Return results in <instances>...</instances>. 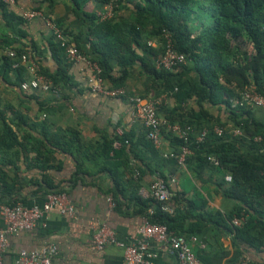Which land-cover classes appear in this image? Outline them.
<instances>
[{
    "label": "crops",
    "instance_id": "crops-1",
    "mask_svg": "<svg viewBox=\"0 0 264 264\" xmlns=\"http://www.w3.org/2000/svg\"><path fill=\"white\" fill-rule=\"evenodd\" d=\"M41 1L15 0L7 8H0V56L5 55L8 49L35 47L37 56L34 61L43 76L42 71L46 75H55L63 70L56 74L59 79L57 92L22 90L15 72H9L6 78L0 74V133L8 130V135H11L10 139L9 136L5 138L4 145L0 142V196L3 202L18 199L19 203L31 207L43 203L47 195L45 192L64 190L75 214L70 217L53 210L32 230L9 235L3 264H14L21 250L40 249L49 244L56 246L58 251L52 264H122V248L108 245L98 251L93 245V234L98 225H104L123 244L133 241L142 218L136 212L137 207L129 202L133 186L128 184V180H135L140 191L148 192L156 176L150 171L154 167L170 176L169 184L173 190L184 193L189 199L204 201L206 213H230L235 202L223 195L220 186L226 175L210 167L202 169L199 175L193 162L176 168L162 162L159 155H152L143 144L145 128L131 120V106L127 100L92 93L87 68L80 62L67 59L65 47L47 25L46 18L56 20L61 32L70 34V40L63 35L65 42L75 47L73 38L78 39L82 52L93 57L97 38L92 30L107 12V5L99 0L79 4L73 0H54L51 8L42 4L43 16L24 22L15 18L14 14L20 16L21 11L35 10ZM137 4L143 5L144 0H120L110 16L115 21L128 22L131 28L128 27L125 33L131 34L135 40L131 44L134 58L130 60L123 88L128 95L160 99L159 116L163 118L166 110L174 105V90L155 86L152 76L144 70L143 63L150 66L156 61L153 52L158 48L159 41L146 35L153 30L149 19L144 20L143 28H132L130 21ZM50 44L59 47V52H53ZM109 62L117 75L116 60ZM189 74L192 78L196 75L192 70ZM182 87L189 88V85L185 82ZM202 106L213 120H226L228 114L223 104L204 102ZM182 108L181 112L185 113L199 110L195 98L187 100ZM251 117L264 127L263 108L252 106ZM68 130L78 132L90 156L80 172L77 171L80 160L57 146ZM235 130L228 129L229 136L237 140L244 154L253 153L249 136L242 130L234 134ZM123 136L131 139L133 153H130L128 145L121 143ZM40 142L43 143L41 151L45 154L50 152V159L44 164L34 150ZM110 142L116 150H126L114 160L119 163L117 179L112 178L103 167L105 160L98 155L103 144ZM172 149L168 139L162 135L158 153L164 156ZM227 184L224 180V187ZM5 186L9 187L10 194H5ZM111 189H118L124 194L120 211H116L108 200L111 199ZM165 211L172 214L173 208L167 206ZM191 222L195 223L194 220ZM3 227L0 216V228ZM205 238L206 243L199 240L189 242L194 254L210 258L218 264H242L243 260L264 264V239L262 244L234 243L233 235L222 228H215ZM147 243L153 264H178L165 244L153 240H147Z\"/></svg>",
    "mask_w": 264,
    "mask_h": 264
},
{
    "label": "trees",
    "instance_id": "trees-1",
    "mask_svg": "<svg viewBox=\"0 0 264 264\" xmlns=\"http://www.w3.org/2000/svg\"><path fill=\"white\" fill-rule=\"evenodd\" d=\"M73 1L79 4L87 0ZM119 1L99 0L101 4L112 5L114 11ZM43 3L46 8H51L54 0H42L41 5L35 10H43ZM9 5L0 1L2 9ZM14 16L24 22L19 15L14 14ZM195 17L200 19L199 23L192 19ZM91 18L93 20L94 17L91 16ZM147 19L151 22L153 30L146 35L155 37L159 41L156 51H151L155 60L164 53L166 36H168L174 51L185 56V63L172 71L156 68V61L150 66L143 63L144 70L152 76L155 86L174 90L172 94L174 105L166 110L163 118L161 117L163 124L160 128L161 136H165L173 148L166 154L171 153L173 156L160 155L157 148L147 139L146 130L142 136L143 144L152 155H159L162 162H168L176 168L180 167L177 157L181 147H188L192 154L186 156L184 165L190 162L195 163L197 174L200 175L205 167H210L231 176L232 181L227 186L224 187L225 179L220 186L223 188V195L233 200L235 204L228 214L222 215L220 212L208 214L204 210L206 206L204 201L189 199L184 193L173 190L169 184L170 176L165 175L158 167L150 168V171L167 184L170 193L168 200L161 202L152 197L143 198L140 196V186L135 180L129 179L128 184L133 186L129 202L137 207L136 212L141 215V218L163 225L168 231L186 240L195 237L199 242L206 243L205 237L209 232L215 228H222L233 235L234 243L262 244L264 239V127L252 119V106L241 104L233 106L232 100L239 99L240 94L246 89H253L264 96V0H144L143 5L135 6V12L130 21L132 28L135 30L139 26L143 28L144 20ZM55 23L58 25L56 20ZM128 27L131 28L128 22L115 21L114 17L97 21L92 30L97 38L96 54L93 57L82 52L78 39L73 38L72 41L80 53L101 68V76L112 88L124 86L130 60L134 58L131 44L135 40L131 34L125 33L126 29L129 30ZM62 34L70 40L68 32L62 31ZM241 38L247 40L249 45L247 50L241 47ZM50 45L53 52H59V47ZM9 50H14L17 54L31 52L33 59L36 60L35 47ZM111 59L116 60L117 75L114 74L115 69L110 65ZM12 62L6 53L1 55L0 74L6 78L9 72H15L16 81L21 84L27 79L26 71L24 67L13 70ZM191 70L196 74L194 78L189 74ZM42 73L53 86L58 87V75H46L43 71ZM185 82L188 83L189 88L182 87ZM190 98L196 99L199 110L181 112L183 104ZM204 102L223 104L228 114L226 120H213L203 109ZM174 126L178 128L177 133L173 130ZM215 126L224 130L223 136L218 137L213 133L212 129ZM228 129H239L249 136L254 152L244 154L237 140L229 136ZM203 131H206V135L201 142L197 143L196 138ZM8 134V130L0 133L2 145L7 136L10 139L11 135ZM256 137H260V141H256ZM120 140L123 145L129 146L130 153L134 152L131 139L123 136ZM39 144L34 150L44 164L49 161L50 152L47 151L45 154L41 151L43 143ZM57 146L61 151L70 153L78 161L80 160L77 171H82V165L90 156L78 132L65 131ZM125 151V148L116 150L110 142L104 143L98 154L103 156L106 163H103V167L114 179L118 178L119 167L118 161L114 162V160L121 157ZM111 153L112 156H110ZM209 156L215 157L218 161L217 169L210 166L207 160ZM4 192L10 194L8 186H5ZM53 192L66 193L64 190H50L45 194ZM109 193L114 204L113 208L120 211L123 207L124 194L118 189H111ZM16 203H19L18 199L3 202L0 196V204L12 206ZM167 206L173 208L172 214L165 211ZM235 218L241 220L239 226L233 224L232 221ZM195 256L205 264H218L200 254L196 253Z\"/></svg>",
    "mask_w": 264,
    "mask_h": 264
},
{
    "label": "built area",
    "instance_id": "built-area-1",
    "mask_svg": "<svg viewBox=\"0 0 264 264\" xmlns=\"http://www.w3.org/2000/svg\"><path fill=\"white\" fill-rule=\"evenodd\" d=\"M6 4H14L15 0H0ZM108 9L101 19H108L111 16L112 5H107ZM43 16L39 10H24L20 12V17L24 21H30L36 17ZM47 25L54 37H56L66 49L67 59L70 61L80 62L87 68L90 79L89 89L94 94L110 98H125L131 106V120L143 125L146 130V137L151 141L155 148L161 147V132L160 128L163 124L159 117L160 99H148L140 95H128L123 87H107L106 81L101 76V68L87 56L80 53L75 47L68 45L65 42L61 30L56 25L54 19L46 18ZM166 47L164 53L156 60L155 66L159 69L172 71L176 67L185 63V56L174 51L171 39L166 36ZM6 55L13 61L12 69L16 70L24 67L28 79L21 83L22 90L42 91V92H57V88L52 82L43 76L38 65L35 63L31 52H22L17 54L14 50H9ZM233 106L236 104L254 106L264 109V96L258 94L253 89H246L240 94L239 99L232 100ZM173 129L178 130L177 127ZM213 133L221 137L224 135V130L215 126L212 129ZM240 130L236 129L234 134H239ZM206 135L203 131L197 138L199 143ZM256 141H260V137H256ZM192 152L186 146L181 147V151L177 157V162L180 166L184 165L186 156ZM165 157H172L173 154H165ZM207 160L213 168H218V161L213 156L207 157ZM225 181L230 183L232 178L230 175L224 177ZM173 181V180H171ZM140 195L144 198L152 197L158 201H167L170 193L167 184L157 176L150 185L148 192L140 191ZM112 206V200L108 199ZM56 210L62 215L73 217L75 214L74 207L70 203L68 196L64 192H53L45 196L43 203L40 206L27 207L21 203L9 206L0 204V216L3 220L4 227L0 228V264H3V255L8 248V236L16 235L21 232L30 231L37 226L45 218L48 212ZM233 224L239 226L240 219H234ZM147 240H153L157 243L165 244L169 251L173 254L178 264H205L201 262L190 248L189 242H195L197 239L191 237L186 240L182 236H178L168 231L163 225L154 224L146 218H142L141 224L136 231V236L133 241L125 245L116 239L112 230L104 225H98L93 234V245L98 251H102L108 245H116L123 250L122 264H153L151 261L152 255L148 253ZM56 246L49 244L40 249L21 250L18 253L14 264H52L53 258L57 255ZM242 264H252L249 260H243Z\"/></svg>",
    "mask_w": 264,
    "mask_h": 264
},
{
    "label": "rangeland",
    "instance_id": "rangeland-1",
    "mask_svg": "<svg viewBox=\"0 0 264 264\" xmlns=\"http://www.w3.org/2000/svg\"><path fill=\"white\" fill-rule=\"evenodd\" d=\"M192 19L195 21L197 20L196 23H199V21H200V19L199 18L197 19V17L192 18ZM240 45H241V47H243V50H247L249 48V45H248L247 40L245 38L240 39Z\"/></svg>",
    "mask_w": 264,
    "mask_h": 264
}]
</instances>
